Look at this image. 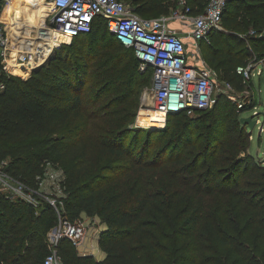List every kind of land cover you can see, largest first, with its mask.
<instances>
[{
	"label": "trees",
	"instance_id": "1",
	"mask_svg": "<svg viewBox=\"0 0 264 264\" xmlns=\"http://www.w3.org/2000/svg\"><path fill=\"white\" fill-rule=\"evenodd\" d=\"M122 1L145 18L168 14L174 7L170 0ZM187 1L197 13L207 0ZM41 8L49 6L41 1ZM247 12L264 19V0H227L222 29L210 33L209 43H200L205 60L239 90L244 84L235 68L264 56L255 49L264 48V24L255 21L258 30L247 35L226 31L224 24L240 25ZM106 36L109 41L104 43ZM120 53L130 54L139 66L133 50L125 48L108 30L106 19L98 16L90 31L55 48L28 76L0 68V164L6 161L10 174L31 185L42 174L43 162L74 156L65 170L69 179L58 211L45 200L35 208L0 193V261L43 264L47 234L59 216L73 221L85 214L105 223L98 237L105 257L80 255L63 238L58 254L64 264H264V166L251 165L246 146L234 141L245 131L244 124L233 121L224 128L227 108L221 94L213 112L207 111L211 107L167 116L169 146L176 150L173 159L165 161L161 150L143 160L134 147L102 143L103 155L120 167L104 166L90 175L85 150L76 153L79 134L67 123L82 118L90 66L102 69L100 78ZM146 72L150 84L151 70L140 71ZM247 104L242 111L255 107L254 99ZM222 135L227 138L223 145L244 154L220 156ZM197 140L204 143L198 145ZM197 149L199 155L190 157ZM244 165H251L242 174L250 178L252 191L236 184ZM223 167L225 174L220 173ZM107 170L113 179L105 176Z\"/></svg>",
	"mask_w": 264,
	"mask_h": 264
},
{
	"label": "built area",
	"instance_id": "2",
	"mask_svg": "<svg viewBox=\"0 0 264 264\" xmlns=\"http://www.w3.org/2000/svg\"><path fill=\"white\" fill-rule=\"evenodd\" d=\"M11 1L0 0V68L7 74L16 75L12 68L18 64L31 71L45 62L55 48L90 31L93 20L102 16L117 40L125 48L133 50L139 60V70H151L150 86L146 89L151 94L150 109L162 114L164 119L173 113L186 112L191 115L195 110L211 108L220 93L234 89L228 81L221 86L217 71L205 60L200 49L202 41L209 43L212 31L222 29L227 0H207L197 13L192 12L187 0H170L174 7L168 14L151 18L139 16L122 0H42L50 7L43 27L32 31L34 34L28 38V43L17 38L14 44L9 42L3 20L5 7ZM173 21L183 25L181 31L170 28ZM49 39H52V45L45 46L43 40ZM57 40L60 41L56 43ZM261 65L264 67V56L253 57L246 64L236 66L235 72L242 78L244 87L252 82L254 73L258 76L263 74ZM1 88L3 85L0 84ZM230 98L237 102L238 110L246 106V102L238 101L234 96ZM4 163L0 164V193L10 198L17 196L38 207L40 197L45 196L27 184L12 179L4 172ZM89 231L90 226L83 217L70 221L59 216L57 225L47 234L48 253L43 264H64L58 254V245L63 238L70 240L80 255L92 253L94 246H88ZM98 237L99 233L96 232L91 240H98Z\"/></svg>",
	"mask_w": 264,
	"mask_h": 264
},
{
	"label": "rangeland",
	"instance_id": "3",
	"mask_svg": "<svg viewBox=\"0 0 264 264\" xmlns=\"http://www.w3.org/2000/svg\"><path fill=\"white\" fill-rule=\"evenodd\" d=\"M23 4L25 3L21 0H12L11 3L5 7L10 44H14L17 40L15 39V33L17 31L16 13L19 6ZM42 10L46 9L43 8ZM240 21V25L237 26H228L224 24V30L234 31L240 35H247L252 34L251 31L253 30H258V28L255 27V21L264 24V19L257 13H244L241 15ZM10 24H12L11 27ZM34 30H36V28L32 29V31ZM33 34L34 33H32V35ZM16 36L17 38L24 39L23 37L25 34L20 32V34L18 33ZM13 39H15V41ZM108 41V36H106L104 43ZM255 49L258 53L264 52L263 47ZM103 53H105V50ZM117 58L118 62L104 69L106 72H104L100 78H97V75L101 73L102 69H98L96 66H90L83 88L85 104L82 111V118L75 120L70 119L67 123L68 129H72L79 134L80 140L77 142L76 153L85 150L88 160L87 168L89 169L90 175L101 171L104 166H119L118 163L112 162L111 158L107 155H103L102 143L134 147L137 155H140L143 160L153 158L161 150H163V159L165 161L173 159L176 155V150L171 149L169 146L170 143L168 141L169 136L167 130L168 118L166 117L164 119L163 117L156 125H149L146 122L149 112H155L153 109H150L152 104L151 94L146 91L150 86L148 79L149 74L147 72L144 74L140 73L130 54L120 53ZM17 66L19 67V65ZM260 67L263 69V74L261 76L255 75V73L253 74V86L244 87L242 90L237 89V86H235L233 91L227 90L226 93L220 94L224 97V105H226L227 108V117L224 118L226 125L224 128L233 124L230 123L233 121H237L238 124H241L240 119L242 117L251 116L252 119L256 120L252 130L247 125L244 126L241 124V126H244L245 131L243 130V133L239 136L235 135L233 138L237 143L246 146L247 153L252 157H249L247 160L251 162V165L258 163L264 166V67L262 65ZM16 75L26 77L29 74L20 71V74ZM217 75L219 83H221L223 87L226 79H224L219 72H217ZM231 96H234L238 101L246 102V104L248 101L254 99L255 107L250 105L244 111H242V109L238 110L237 102L230 98ZM142 98H145V100ZM216 103L218 104L219 102L216 100L214 105ZM212 109L213 107L207 110L208 113L213 112ZM219 139L222 141L218 152V154H221L220 156H226L227 154L239 156L240 153L244 154V152L239 149L232 150L228 144L223 145L227 139L225 136L222 135ZM197 143L200 145L204 143V141L197 140ZM197 155H199L198 149L195 150V152H190V157H196ZM73 160L74 156H68L43 162L42 166L44 167L42 168V174L35 178L34 184L27 185L46 197H40L41 200L48 202L52 201L54 203L53 206L58 209L57 204L64 195L63 186L69 179L65 170ZM222 165L223 164H218V166ZM251 165H249V167L244 165L240 170L241 174L236 180V184L241 186L240 189L244 191H252L250 178L242 174L245 170L250 169ZM6 166L7 162L5 161L4 172L12 179L21 181L10 174L5 169ZM225 169L224 167L221 168L220 170L222 171L220 173L225 174ZM121 170L122 168H119L118 171ZM107 171L108 172H104L105 176L109 179H113V174H111L109 170ZM227 176L230 175L227 174ZM14 199L19 198L15 196ZM82 217L90 226L88 246H94V250L90 254L98 260L103 259L102 251L98 247V240L93 239L92 241L91 237L92 234L96 232L99 233L100 230L104 229L105 223L98 217L91 218L85 214H82ZM0 264L11 263L8 261L4 263L0 261Z\"/></svg>",
	"mask_w": 264,
	"mask_h": 264
},
{
	"label": "bare ground",
	"instance_id": "4",
	"mask_svg": "<svg viewBox=\"0 0 264 264\" xmlns=\"http://www.w3.org/2000/svg\"><path fill=\"white\" fill-rule=\"evenodd\" d=\"M22 2L26 3L21 11H18L16 13V19H17V31H16V35H18V33L20 34V32H23V34H25V36L27 38L31 37L32 34V29L36 28L37 30L41 29L43 27V23L45 20V17L47 16V14L49 12H47L46 10H42L37 7V3L34 0H21ZM29 1V2H28ZM28 2V3H27ZM50 9V7H49ZM3 20L6 24V30L8 32V20L6 18L3 17ZM22 26V27H21ZM35 31V30H34ZM15 35V39H17V36ZM8 36H9V32H8ZM14 39V41H15ZM30 40V39H29ZM45 41V42H44ZM60 40H57L56 43H58ZM43 43L45 46H51L52 45V39H49V41L43 40ZM19 67L17 65H15L12 68V71L14 72V74H19V69L21 72H30V70H28L29 68H25V66L23 64H18ZM163 118V115L157 112H149L148 117L146 118V122L149 125H156L159 123V121Z\"/></svg>",
	"mask_w": 264,
	"mask_h": 264
},
{
	"label": "crops",
	"instance_id": "5",
	"mask_svg": "<svg viewBox=\"0 0 264 264\" xmlns=\"http://www.w3.org/2000/svg\"><path fill=\"white\" fill-rule=\"evenodd\" d=\"M32 1V0H31ZM34 1H36V3H37V7L36 8H39V9H41V1L40 0H34ZM29 2V1H28ZM27 2V3H28ZM26 4V3H25ZM25 4H23V5H21V6H19V8L17 9L18 11H21V9H22V7L25 5ZM14 9H16V8H14ZM17 11V12H18ZM46 11L47 12H49L50 11V9L48 8V9H46ZM170 28L171 29H174L176 32H179V31H181V29L183 28V25L180 23V22H178V21H173L172 23H170ZM25 38H24V40H26V43H28L30 40L26 37V36H24ZM14 38V37H13ZM27 38V39H26ZM14 40V39H13ZM28 74H30L29 72H27ZM90 254V253H89ZM102 254H103V258L105 257V253H103L102 252Z\"/></svg>",
	"mask_w": 264,
	"mask_h": 264
},
{
	"label": "water",
	"instance_id": "6",
	"mask_svg": "<svg viewBox=\"0 0 264 264\" xmlns=\"http://www.w3.org/2000/svg\"><path fill=\"white\" fill-rule=\"evenodd\" d=\"M37 66H39V65H37ZM37 66H35V67H37ZM33 69H31V71L29 73H31ZM240 122L244 125H247L252 130L253 127L255 126L256 120L252 119V117L250 116V117H242L240 119Z\"/></svg>",
	"mask_w": 264,
	"mask_h": 264
}]
</instances>
